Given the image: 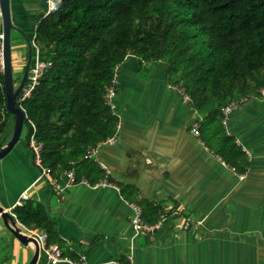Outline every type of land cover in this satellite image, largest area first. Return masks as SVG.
<instances>
[{"label": "crops", "instance_id": "obj_1", "mask_svg": "<svg viewBox=\"0 0 264 264\" xmlns=\"http://www.w3.org/2000/svg\"><path fill=\"white\" fill-rule=\"evenodd\" d=\"M46 10V0H11L13 22L32 44ZM20 42L13 57L23 56L24 47L28 52L26 39ZM37 56L44 51L33 45ZM15 61L23 71L26 62ZM116 70L117 133L92 154L106 165L110 184L66 183L65 176L61 187L52 185L39 177L23 139L0 159V204L14 214L23 193L42 202L73 251L57 263L40 253L37 264H264V88L224 122L248 158L246 170L237 172L193 130L203 115L169 82L163 61L129 54ZM13 124L11 116L5 142ZM127 194L160 204L167 218L134 237ZM33 253V243H21L0 216V264H28Z\"/></svg>", "mask_w": 264, "mask_h": 264}, {"label": "trees", "instance_id": "obj_2", "mask_svg": "<svg viewBox=\"0 0 264 264\" xmlns=\"http://www.w3.org/2000/svg\"><path fill=\"white\" fill-rule=\"evenodd\" d=\"M33 40L48 64L30 95L21 101L17 95L26 114L20 139L29 148L32 135L41 142V165L58 182L70 170L91 184L106 177L90 149L117 133L119 118L105 93L129 54L163 61L169 82L203 115L199 135L237 172L246 170L247 155L226 133L223 108L264 88V0H61L38 21ZM6 102L0 71V148L14 116ZM32 163L37 166L33 154ZM126 196L149 223L167 212ZM13 213L25 227L45 231L62 256L73 257L42 202L27 197Z\"/></svg>", "mask_w": 264, "mask_h": 264}, {"label": "built area", "instance_id": "obj_3", "mask_svg": "<svg viewBox=\"0 0 264 264\" xmlns=\"http://www.w3.org/2000/svg\"><path fill=\"white\" fill-rule=\"evenodd\" d=\"M46 2H47L46 13H48V12H52V11L57 10L60 6L61 0H46ZM0 38L3 39V33L0 34ZM32 45H34L37 49V46L34 43V40H33ZM47 64H48V62L44 58H40L37 56L33 59V62L29 67V71H28L27 77L25 79V82H24V84H23V86L19 92L20 96H19L18 100L21 101L22 99H24L25 97L30 95L31 90L34 88L35 84L38 81L39 75L42 73L43 69L45 68V66ZM116 69H115V75L113 78V82L111 85L107 86L106 93H105V96H106L108 102L110 103V105L113 109H115L114 98H115L116 93H117V90L115 87L117 85H119V78H118V73H117ZM0 71H3L2 49H0ZM183 95H184V98L186 100L189 99L188 95H186V94H183ZM242 100L243 99H241L239 101H231L230 103H228L223 108V112L226 116L225 121L227 120L228 115L240 105ZM193 130L196 133H198L197 126H195L193 128ZM114 140H115V135L112 137H109L108 139H106L105 141L100 143L99 145H101L103 143H107V142H113ZM29 145H30L32 154L34 156V161H35L36 165L40 167L39 177L47 179L49 183H51L52 185H55L56 187H61L63 185V182H58L56 179H54L51 176L49 169H47L41 165V156H40V151H41V147H42L41 142H38L32 135L30 138V144ZM98 146L90 149V154L95 153ZM101 165L105 169L106 177L100 182V184H104V185L110 184V181L107 179V176L109 175V170L107 169V167L104 163H101ZM65 176H66V183H83V184H87V185H98L99 184V183L91 184L85 178L77 181L75 178L74 172L71 170L67 171L65 173ZM25 198H27V194L23 193L21 199H25ZM130 206L132 209L131 225L133 228V236L134 237H136L139 234L144 233V232H153L155 229H157L159 227L160 223L167 218L168 213L165 212V213L161 214L160 219L156 223H149L148 221H146L142 217V208L138 203L130 202ZM18 223L25 233H27L28 235L33 236L37 239L39 246H40V252L46 256V258L49 262L57 263V262L62 261V260H68L67 257L62 256L61 248L59 247V245L57 243H48V234L45 231H42L39 229H29V228L25 227L22 223H20V222H18ZM189 224H190V222H189V220H187L186 224L184 225V228H188Z\"/></svg>", "mask_w": 264, "mask_h": 264}, {"label": "water", "instance_id": "obj_4", "mask_svg": "<svg viewBox=\"0 0 264 264\" xmlns=\"http://www.w3.org/2000/svg\"><path fill=\"white\" fill-rule=\"evenodd\" d=\"M0 10L2 16V33L3 39L1 44V49L3 53V74H4V85L6 94V106L10 112L14 115V124L10 138L5 142V144L0 148V159L7 155L16 143L20 140L23 124L26 118L24 109L17 105L16 99L20 92L25 79L27 77L29 67L32 61L33 45L29 38L23 33L20 27H18L12 19L11 13V0H0ZM12 30H18L24 35L27 46H28V56L25 63L24 72L21 81L18 85L15 84L13 76V63H12ZM0 216L2 217L4 224L8 230L24 245L28 243H33L34 253L28 264H37L40 256V246L37 239L33 236L25 233L21 226L18 224L17 219L14 214H12L8 209H5L0 204Z\"/></svg>", "mask_w": 264, "mask_h": 264}, {"label": "rangeland", "instance_id": "obj_5", "mask_svg": "<svg viewBox=\"0 0 264 264\" xmlns=\"http://www.w3.org/2000/svg\"><path fill=\"white\" fill-rule=\"evenodd\" d=\"M16 36H17L16 34H13V37L16 38ZM23 41H25V39H23V38L22 39H16V41L14 42V44L15 43L17 44L19 42L22 44ZM14 44H13V46H14ZM23 49H24V55L23 56L12 57L13 70H14L13 76H14V81H15L16 84H17L18 78L23 75V72L21 70L20 71L16 70V66H15L16 61L15 60H17L18 62L22 61V63L24 61L26 62L25 58L27 56V48L24 47ZM23 136H24V133H23Z\"/></svg>", "mask_w": 264, "mask_h": 264}]
</instances>
